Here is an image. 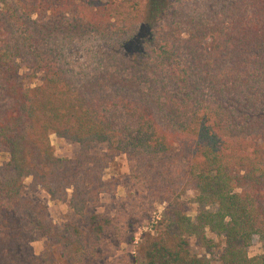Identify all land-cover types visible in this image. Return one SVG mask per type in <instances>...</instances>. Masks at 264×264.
<instances>
[{
  "label": "trees",
  "instance_id": "obj_1",
  "mask_svg": "<svg viewBox=\"0 0 264 264\" xmlns=\"http://www.w3.org/2000/svg\"><path fill=\"white\" fill-rule=\"evenodd\" d=\"M0 155V264H97L121 156L162 228L101 264H264V0H0Z\"/></svg>",
  "mask_w": 264,
  "mask_h": 264
},
{
  "label": "rangeland",
  "instance_id": "obj_2",
  "mask_svg": "<svg viewBox=\"0 0 264 264\" xmlns=\"http://www.w3.org/2000/svg\"><path fill=\"white\" fill-rule=\"evenodd\" d=\"M30 80L34 82V79ZM49 141L56 157H70L75 151V147L70 142L62 140L54 134L50 135ZM4 160L5 157L0 155V171ZM130 174V167L123 156L116 158L106 170V176L118 177L120 184L114 194L101 196L100 206L96 209L97 213L111 217L113 221L111 229L103 235V241L97 253V264L110 260L116 254H129L133 257L137 256L139 259L141 256L138 249L139 244L148 238L149 233L154 236L161 231L162 226L159 221L164 204L149 202L143 190L133 184ZM130 191L131 193H129ZM37 199L49 206L56 224L74 225L77 223L67 202H50L44 192H39ZM184 202L186 214L194 217L197 211L194 195H187ZM31 246L34 254L38 255L45 249L46 240L38 237ZM261 247L260 241L254 237L247 250L248 255L254 257L260 254ZM191 249L193 252L200 251L193 242Z\"/></svg>",
  "mask_w": 264,
  "mask_h": 264
}]
</instances>
